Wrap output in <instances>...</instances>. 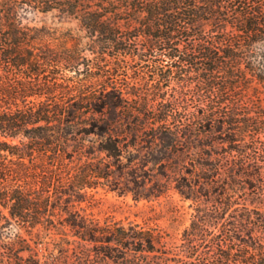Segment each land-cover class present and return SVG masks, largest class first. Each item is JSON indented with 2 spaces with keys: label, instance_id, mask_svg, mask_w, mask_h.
<instances>
[{
  "label": "trees",
  "instance_id": "16d2710c",
  "mask_svg": "<svg viewBox=\"0 0 264 264\" xmlns=\"http://www.w3.org/2000/svg\"><path fill=\"white\" fill-rule=\"evenodd\" d=\"M101 190L178 194L191 223L98 218ZM263 243L264 0H0V264H264Z\"/></svg>",
  "mask_w": 264,
  "mask_h": 264
},
{
  "label": "rangeland",
  "instance_id": "374dc122",
  "mask_svg": "<svg viewBox=\"0 0 264 264\" xmlns=\"http://www.w3.org/2000/svg\"><path fill=\"white\" fill-rule=\"evenodd\" d=\"M32 18V24H47L58 28L60 31L75 26L69 22L60 23L52 19L51 16L38 15ZM185 93V96L180 98L181 102L177 108L179 111L192 112L202 102L199 100L198 90L189 87ZM261 153H263L262 149ZM98 198H100L99 203L95 207L89 208L88 212H93L98 218L115 216L125 223L136 222L144 226L158 227L168 234L166 241L169 242L178 238L181 232L191 223L193 209L190 207V202L183 201L178 194L171 193L158 200L136 202L131 195L119 196L116 193L101 190ZM222 244L224 246L231 245L235 249L242 246L239 242H231L226 238H223ZM206 250L211 252L209 248Z\"/></svg>",
  "mask_w": 264,
  "mask_h": 264
}]
</instances>
